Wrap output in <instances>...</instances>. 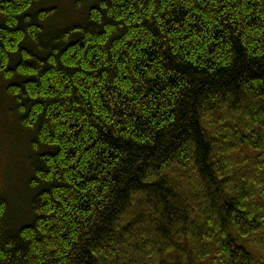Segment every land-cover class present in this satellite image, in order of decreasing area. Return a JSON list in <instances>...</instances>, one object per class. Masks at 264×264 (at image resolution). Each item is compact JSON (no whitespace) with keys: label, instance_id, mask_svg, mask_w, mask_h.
Returning <instances> with one entry per match:
<instances>
[{"label":"trees","instance_id":"obj_1","mask_svg":"<svg viewBox=\"0 0 264 264\" xmlns=\"http://www.w3.org/2000/svg\"><path fill=\"white\" fill-rule=\"evenodd\" d=\"M52 1L0 0V264H264V0Z\"/></svg>","mask_w":264,"mask_h":264},{"label":"rangeland","instance_id":"obj_2","mask_svg":"<svg viewBox=\"0 0 264 264\" xmlns=\"http://www.w3.org/2000/svg\"><path fill=\"white\" fill-rule=\"evenodd\" d=\"M52 2L53 6L61 8L60 18L55 21L54 29L59 26L65 28L84 20H82L83 8H77L72 0H53ZM39 8L40 6L35 11ZM42 8L47 10L48 7L43 5ZM49 28L50 26H45L47 31ZM5 86L6 83L0 80V191L9 192L10 218L12 223L18 226L29 222L27 218L30 217L28 191L24 183L29 167L24 160H26L28 150L29 152L31 150L27 147L28 144H25L26 137L14 125L12 114L8 111L11 103L2 97Z\"/></svg>","mask_w":264,"mask_h":264}]
</instances>
